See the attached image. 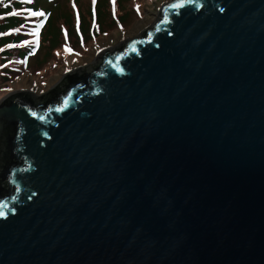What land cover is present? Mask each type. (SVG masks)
<instances>
[{
    "label": "water",
    "instance_id": "obj_1",
    "mask_svg": "<svg viewBox=\"0 0 264 264\" xmlns=\"http://www.w3.org/2000/svg\"><path fill=\"white\" fill-rule=\"evenodd\" d=\"M98 57L0 99V264H264V0Z\"/></svg>",
    "mask_w": 264,
    "mask_h": 264
},
{
    "label": "trees",
    "instance_id": "obj_2",
    "mask_svg": "<svg viewBox=\"0 0 264 264\" xmlns=\"http://www.w3.org/2000/svg\"><path fill=\"white\" fill-rule=\"evenodd\" d=\"M145 1L0 0V82L38 68V61L30 62L43 49L52 57L47 75L66 69L95 40L129 29L143 16Z\"/></svg>",
    "mask_w": 264,
    "mask_h": 264
},
{
    "label": "rangeland",
    "instance_id": "obj_3",
    "mask_svg": "<svg viewBox=\"0 0 264 264\" xmlns=\"http://www.w3.org/2000/svg\"><path fill=\"white\" fill-rule=\"evenodd\" d=\"M165 1L168 0H146L143 9V16L138 18V20L129 29L109 33L95 40L91 47H89L90 50L66 69L59 68L54 73L47 75L52 57L45 54L44 49L41 50L38 55L31 59L30 62L31 65H34V63L38 61L37 65L39 64V69L35 67L32 71L27 70L20 74L13 81H7L5 83L0 82V99L10 92L21 89L30 90L39 95L50 89L61 78V76L70 69L84 66H88L87 69H89L91 65H95L97 60H99V51L112 47L126 38L140 35L144 28H147L155 21L157 9L160 4ZM64 8L66 9V6H64Z\"/></svg>",
    "mask_w": 264,
    "mask_h": 264
},
{
    "label": "snow or ice",
    "instance_id": "obj_4",
    "mask_svg": "<svg viewBox=\"0 0 264 264\" xmlns=\"http://www.w3.org/2000/svg\"><path fill=\"white\" fill-rule=\"evenodd\" d=\"M93 4H95V0H93ZM30 15L31 16H43L44 13H42V12H31ZM68 51H70V50H68ZM2 215H3V213H0V216H2Z\"/></svg>",
    "mask_w": 264,
    "mask_h": 264
}]
</instances>
